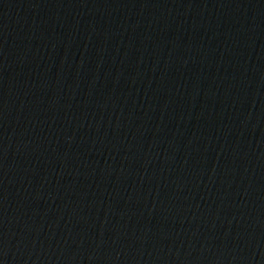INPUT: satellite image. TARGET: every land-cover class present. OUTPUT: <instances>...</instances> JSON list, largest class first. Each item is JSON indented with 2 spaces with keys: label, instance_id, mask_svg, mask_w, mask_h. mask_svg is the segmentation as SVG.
Instances as JSON below:
<instances>
[{
  "label": "water",
  "instance_id": "water-1",
  "mask_svg": "<svg viewBox=\"0 0 264 264\" xmlns=\"http://www.w3.org/2000/svg\"><path fill=\"white\" fill-rule=\"evenodd\" d=\"M0 264H264V0H0Z\"/></svg>",
  "mask_w": 264,
  "mask_h": 264
}]
</instances>
